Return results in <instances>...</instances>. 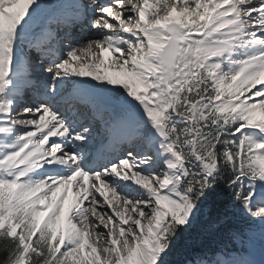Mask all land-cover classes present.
I'll list each match as a JSON object with an SVG mask.
<instances>
[{
    "label": "snow or ice",
    "instance_id": "snow-or-ice-1",
    "mask_svg": "<svg viewBox=\"0 0 264 264\" xmlns=\"http://www.w3.org/2000/svg\"><path fill=\"white\" fill-rule=\"evenodd\" d=\"M213 193L182 264H264V0H0V264H174Z\"/></svg>",
    "mask_w": 264,
    "mask_h": 264
},
{
    "label": "trees",
    "instance_id": "trees-1",
    "mask_svg": "<svg viewBox=\"0 0 264 264\" xmlns=\"http://www.w3.org/2000/svg\"><path fill=\"white\" fill-rule=\"evenodd\" d=\"M227 198L223 193L210 194L204 211L191 234H185L177 242L172 257L174 264H182L189 257L190 251H198L201 247H217L227 243L226 234L232 231H243L248 227V221L239 210H228L227 219L216 231H210L209 226L216 221L217 216L225 213Z\"/></svg>",
    "mask_w": 264,
    "mask_h": 264
},
{
    "label": "bare ground",
    "instance_id": "bare-ground-1",
    "mask_svg": "<svg viewBox=\"0 0 264 264\" xmlns=\"http://www.w3.org/2000/svg\"><path fill=\"white\" fill-rule=\"evenodd\" d=\"M75 30H77V29H74V31H75ZM59 34H63V31H60V32H59ZM80 34H81V33H80ZM83 35H91V33H88V34H87V33H85V34H83ZM74 36H77V35H74ZM45 66H47V64H46V63H45Z\"/></svg>",
    "mask_w": 264,
    "mask_h": 264
}]
</instances>
